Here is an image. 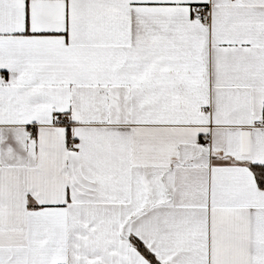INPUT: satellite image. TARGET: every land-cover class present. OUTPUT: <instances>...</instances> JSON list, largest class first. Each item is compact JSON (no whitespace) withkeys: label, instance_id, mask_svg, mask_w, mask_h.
I'll return each mask as SVG.
<instances>
[{"label":"snow or ice","instance_id":"6c2138e0","mask_svg":"<svg viewBox=\"0 0 264 264\" xmlns=\"http://www.w3.org/2000/svg\"><path fill=\"white\" fill-rule=\"evenodd\" d=\"M0 264H264V0H0Z\"/></svg>","mask_w":264,"mask_h":264}]
</instances>
